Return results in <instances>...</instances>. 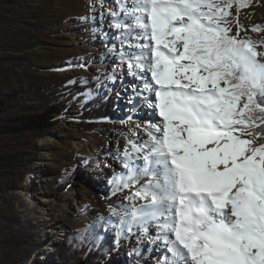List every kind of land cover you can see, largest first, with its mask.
<instances>
[{
  "label": "rangeland",
  "instance_id": "rangeland-1",
  "mask_svg": "<svg viewBox=\"0 0 264 264\" xmlns=\"http://www.w3.org/2000/svg\"><path fill=\"white\" fill-rule=\"evenodd\" d=\"M247 2L233 9L231 33L264 40V0ZM122 3L0 0V98L11 100L0 111V128L21 114L63 103L53 128L18 136L0 133V153L18 158L0 180V264H156L166 254L154 242L155 226L145 234L134 225L118 244L113 241L120 211L113 215L117 197L110 194L116 186L111 181L123 170L129 141L146 140L150 124L161 119L148 100L143 102L149 95L141 91L145 74L133 69L134 77L128 58L121 60L138 43L125 39V30L116 26L123 20ZM95 19L97 26L80 27ZM256 25L259 31L252 30ZM257 50L264 52V45ZM88 83L84 91H74ZM104 91V100L118 108L89 121L83 104ZM141 132L146 138L139 139ZM256 143L264 144V138ZM143 182L121 186L117 195L130 196ZM74 230L78 233L71 235Z\"/></svg>",
  "mask_w": 264,
  "mask_h": 264
},
{
  "label": "snow or ice",
  "instance_id": "snow-or-ice-1",
  "mask_svg": "<svg viewBox=\"0 0 264 264\" xmlns=\"http://www.w3.org/2000/svg\"><path fill=\"white\" fill-rule=\"evenodd\" d=\"M235 4L239 11L247 0ZM232 6V0L121 5L116 26L138 41L121 60L128 58L134 77L133 69L145 74L141 91L161 119L150 124L146 140L129 141L124 172L111 182L119 190L144 179L125 197L144 203L119 218L129 231L137 225L147 234L155 226L154 242L166 250L157 264H264V144L256 143L264 136L256 131L264 126L258 59L264 52L257 50L264 40L231 34Z\"/></svg>",
  "mask_w": 264,
  "mask_h": 264
},
{
  "label": "trees",
  "instance_id": "trees-1",
  "mask_svg": "<svg viewBox=\"0 0 264 264\" xmlns=\"http://www.w3.org/2000/svg\"><path fill=\"white\" fill-rule=\"evenodd\" d=\"M217 2H223V0H218ZM232 2H233V6L230 9H228L230 15L227 17V20H229L233 16V9L236 7L235 0H232ZM247 6H249L248 2L244 7ZM244 7H240L239 9H242ZM90 25L97 26L98 25L97 20L95 19L91 24H85L80 27H88ZM239 37L241 39L246 38L245 36H239ZM88 87H89V83L83 86L82 88L75 87L74 91L77 93L82 92ZM106 94L107 91H104L101 95L98 93L83 104V110H85L84 115L87 116L89 121L103 119L109 116L110 110L112 111L114 108H118L117 104L109 100H104ZM10 101L11 100L9 99V96H2L0 98V111H5ZM25 104L26 102H24V105ZM62 108H63L62 101L57 100L53 104H50L47 107H45L44 110L41 112L21 114L15 117L14 119L11 120L9 119L10 122L5 126V130H2L0 128V133H11L13 135L18 136V135L26 134L28 132H32V133L43 132L48 128H53L59 122L60 117L58 116V114L61 113ZM256 131L264 132V126L257 128ZM259 138H264V136H260ZM17 161L18 158H16V156L14 155L10 156L6 153L4 154L0 153V168L4 172L0 174V180L1 178L7 177V174L12 172V170L16 166ZM117 190H118L117 186H115L110 192V194H114L117 197V201L113 203V207L116 211H120V215H123L124 212L130 209L132 202H130V200L125 201L124 196L123 197L118 196ZM128 219H130V217H128ZM128 232L130 231L128 230L127 225L122 226L119 218L114 225V233H113L114 243L118 244ZM77 233L78 232L74 230L71 232V235ZM118 233L120 234L118 235ZM136 253H137L136 248L130 249L131 256L136 255Z\"/></svg>",
  "mask_w": 264,
  "mask_h": 264
},
{
  "label": "bare ground",
  "instance_id": "bare-ground-1",
  "mask_svg": "<svg viewBox=\"0 0 264 264\" xmlns=\"http://www.w3.org/2000/svg\"><path fill=\"white\" fill-rule=\"evenodd\" d=\"M128 64H129V61H127L126 65H128ZM127 67H128V66H127ZM128 68H129V67H128ZM139 75H140V74H139ZM150 80H151V79H150ZM142 100H143V99H142ZM145 101H146V99L143 100V102H145ZM141 133H142V132H141ZM145 136H146V135H145L144 133H142V134L138 133V137H139V139H142V138L144 139V138H146ZM135 138H136V137H135ZM139 139H138V140H139ZM124 160H125V159H124ZM104 164H105V163H104ZM105 165H106V164H105ZM105 165H103V167H104ZM109 167H111V166H109ZM121 168H123V170L119 171V170H120V169H119V170L117 171V172H118V175L121 174L122 172H124V165H123ZM111 169H112V168H111ZM98 171H99V170H98ZM99 172L102 173V172H104V170L101 169V171H99ZM113 172H114V171H113ZM115 172H116V171H115ZM160 243H161V242H160ZM157 247H158V246H157ZM162 248H163L162 246L159 247V250H158L159 253L161 252V250L164 249V248H163V249H162ZM165 251H166V250H165ZM147 253H148V251L146 252V255H147ZM162 253H164V251H163ZM157 258H158V257H157ZM159 260H161V257L159 258ZM159 260L156 259V264H157V262H158ZM147 263L150 264V262H147Z\"/></svg>",
  "mask_w": 264,
  "mask_h": 264
}]
</instances>
